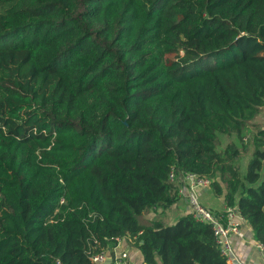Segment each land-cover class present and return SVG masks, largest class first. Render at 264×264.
I'll use <instances>...</instances> for the list:
<instances>
[{
  "label": "trees",
  "instance_id": "trees-1",
  "mask_svg": "<svg viewBox=\"0 0 264 264\" xmlns=\"http://www.w3.org/2000/svg\"><path fill=\"white\" fill-rule=\"evenodd\" d=\"M263 106L264 0H0V264H227L170 169L264 248Z\"/></svg>",
  "mask_w": 264,
  "mask_h": 264
},
{
  "label": "crops",
  "instance_id": "crops-1",
  "mask_svg": "<svg viewBox=\"0 0 264 264\" xmlns=\"http://www.w3.org/2000/svg\"><path fill=\"white\" fill-rule=\"evenodd\" d=\"M251 122L264 126V106L261 107ZM228 140L235 141V137L232 135L227 138ZM197 193L200 203L212 212L219 213L225 208L222 196H215L211 187H202L198 189ZM188 210L184 197L178 196V200L169 207L164 210L159 208L151 210L144 214L143 218L160 220V216H166V224H170L178 216L187 213ZM229 242L231 252L239 264H264V250L257 247L258 242L253 239L251 227L243 218L240 221L238 233L232 234ZM120 253H124V257H120ZM105 256V264H144L138 249L124 239H119L115 247L105 252ZM156 264H161L158 259L156 260Z\"/></svg>",
  "mask_w": 264,
  "mask_h": 264
},
{
  "label": "built area",
  "instance_id": "built-area-1",
  "mask_svg": "<svg viewBox=\"0 0 264 264\" xmlns=\"http://www.w3.org/2000/svg\"><path fill=\"white\" fill-rule=\"evenodd\" d=\"M169 181H177V195L184 197L188 211L197 221L208 223L211 227L214 241L222 255L225 256L227 264H239L233 256L230 248V236L237 234L239 224L242 220L235 206H225L222 212L213 213L206 209L199 201L198 189L208 187L209 179L198 177L194 173L183 172L175 174L173 169H170L167 175ZM118 241V240H117ZM257 247L264 250L260 243ZM124 253H120V257H124ZM105 253L96 254L91 257L94 264H105Z\"/></svg>",
  "mask_w": 264,
  "mask_h": 264
},
{
  "label": "rangeland",
  "instance_id": "rangeland-1",
  "mask_svg": "<svg viewBox=\"0 0 264 264\" xmlns=\"http://www.w3.org/2000/svg\"><path fill=\"white\" fill-rule=\"evenodd\" d=\"M219 139H220L219 146L224 145V143L227 141V138H226V137H223V136L219 137ZM243 140H244V139H243ZM246 160H247V155L242 156L241 159H240L239 164H240V172H241V173H243V172L245 171V168H246ZM166 218H167L166 216H160V217H159V219H160L163 223H165V224H166V222H167Z\"/></svg>",
  "mask_w": 264,
  "mask_h": 264
}]
</instances>
